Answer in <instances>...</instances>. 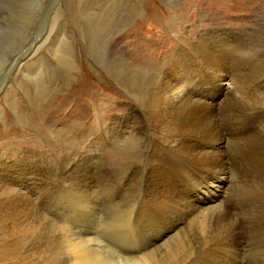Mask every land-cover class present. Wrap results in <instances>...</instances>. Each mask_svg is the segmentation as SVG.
Masks as SVG:
<instances>
[{
    "label": "rangeland",
    "instance_id": "1",
    "mask_svg": "<svg viewBox=\"0 0 264 264\" xmlns=\"http://www.w3.org/2000/svg\"><path fill=\"white\" fill-rule=\"evenodd\" d=\"M228 77L233 81L229 100L214 113L224 112L236 131H242L244 123L256 124L245 125L246 133L235 132L232 139L229 149L241 162L232 159L237 166H231L227 213L222 209L214 214L223 222L215 231L203 232L184 224L175 254L194 257L207 243L227 241L233 226L241 234L247 264H264V0H0V192L8 182L21 192L22 184L37 188L26 202L18 203L20 213L12 207L15 214L6 221L17 223L22 217L39 225L45 217L57 222L71 206L63 173L83 159L92 172L87 176L98 205L89 219L93 223L98 215L96 229L100 227L97 231L111 246L109 251H116L130 240L122 226L129 205L137 208L142 194L140 184L126 190L119 179L131 161L142 167L141 157L132 156L144 151L145 144L127 134L116 138L112 130L129 126L131 111L145 115L149 130H154L158 123H152L150 111L172 112V91L178 83L184 90L188 82L206 90L213 80ZM200 90L194 100L202 96ZM167 116L171 120L172 115ZM194 184L179 188L189 190ZM122 192L137 195V203L121 198L115 207L109 206L113 195ZM44 235L39 231L28 236L24 253Z\"/></svg>",
    "mask_w": 264,
    "mask_h": 264
},
{
    "label": "bare ground",
    "instance_id": "2",
    "mask_svg": "<svg viewBox=\"0 0 264 264\" xmlns=\"http://www.w3.org/2000/svg\"><path fill=\"white\" fill-rule=\"evenodd\" d=\"M230 78L231 77H228L227 79L221 78L220 80L215 79L213 80V82H215L212 88H206V90L197 89V86L195 87L190 82L184 85V88H186L184 90L183 84L178 83V86L172 91L173 94L176 92V96L174 97V105L176 108L173 107L174 109L172 112L167 110L159 111V109H157V111L156 109L153 111L149 110L152 123L154 121L158 123L154 126V130H149L150 123H148L147 118L144 120L145 115L143 116L142 113L137 111H131L128 113L127 117L131 120L129 126H122L121 128L119 125L112 130V135H115L116 138L124 137V135L127 134V138L137 137L136 139L134 138L136 141L145 144L144 151H140L132 156L134 159L141 157L143 164L142 167H139L136 161H131L128 165L129 167L124 173H121L123 175L119 179L122 189L127 190L134 184H140L142 186L141 190L143 195L140 194V200L138 199L139 206L135 208V205L132 204L134 202L137 203V195L128 192L120 193V197H117L118 194L115 193L116 195H113L112 197V204L109 205L108 203L109 206L113 207L114 205L119 204L118 202H120L121 198H125V200L131 202L132 205L128 204L129 212L126 210L129 214L128 220L124 225L122 224V232L127 233L130 240L127 239L128 241H124L120 245L117 244L119 246L116 247V251L113 252L112 250V253L109 251L111 250V246L105 239L101 238L104 236L99 235L97 231L99 226L96 229V217L98 215L93 217V223L89 219L92 209H97L98 207L95 199L96 189L93 190L90 188L92 187V181L90 177L87 176L89 169L86 168V162L84 163L83 159L78 158L73 162V167L65 172L63 171V181L66 182L68 186L65 193L67 195L65 197L71 206L68 209L66 208V211L64 209L65 212L58 216V220H54L57 222H52L51 219H44L45 217L42 218L39 225L35 223L34 220H32V222L26 220V218L23 219L22 217L15 221L17 223L7 222L9 220L8 217H11L12 207L16 214L20 213L18 203L25 200L27 198L26 196L32 195L37 188L34 189L29 187L28 184H22L23 190L21 192V190H15V186L11 187L8 184L9 182L7 185L4 184L5 187H2L3 189L1 188L2 190L0 194L3 195V198L2 201H0L2 202L0 205V264H247V260L244 258L245 255L243 254L244 246L239 240L242 238L238 239V236L241 234L237 233V230H235L236 228H233L232 224V228H229L230 232L228 231L231 233V236H229L228 240L226 239L227 241L222 242L223 239L222 241L218 240L216 242L214 241V243H207L202 253L195 254L194 257H183V254H181L182 257H178L176 255L177 253L175 254V250H177L175 247H178L176 240H178V237L184 231L185 225L192 223L193 227L195 230H198V232H203L205 230L210 231L211 229L214 230V227H216L222 220L219 217L214 216V214L222 209H224L225 212L227 211L226 199L227 193L229 194L227 191L229 190L228 186H230V171L233 164L241 162V160H237L232 156L229 148L232 139L235 137V132L237 133L241 130L236 131L230 125L231 123L229 121H231V119L229 118L230 120H228L227 117L223 115L224 112H218V114L214 113V109H217V107L223 102L226 104V101L229 100H226V98L227 95H229L233 84V81ZM181 89L184 92H182ZM197 90L201 91L202 96L194 100V96L196 97L195 92ZM162 99L164 100V98ZM166 102L167 101H165V103ZM144 108L146 107L144 106ZM167 115H172V118L170 117L171 120L167 121ZM207 115L211 119L208 117V120L206 117ZM250 115L255 116L257 114ZM250 115L245 116L249 117ZM241 117L244 118L242 115ZM142 120L145 121H143V124ZM234 122H236V120H234ZM252 123L253 122H247L242 124L243 132L241 131V133H246V128H250ZM245 125L247 126L246 128ZM241 126H238L239 129ZM241 156L239 157L241 158ZM86 159L88 158L86 157ZM232 159L235 160L233 161L235 163L232 162ZM93 177H95V175ZM19 181L20 180L17 182ZM94 182L95 181H93V183ZM182 182L183 184L186 182H190V184L193 182L195 184L192 189L188 188L189 190H186L184 188H179L183 185ZM64 187L66 188V186ZM6 196L13 199L8 200ZM107 199L108 197L105 198V200ZM36 200L37 198L31 201L35 202ZM28 202L30 201L28 200ZM33 204L35 205V203ZM232 205V207H235L234 204ZM116 210L118 209L116 208ZM111 211L112 210L108 212ZM22 212H24V210L21 211V214H23ZM219 212L221 213V211ZM135 213L136 215H134ZM115 214L116 213H114V215ZM23 217H25V214ZM15 218L18 219L17 217ZM4 220L7 221L5 222ZM2 222L4 224H2ZM110 227L114 228L112 225ZM116 228H118V226ZM103 229L104 228H102V230ZM109 230L106 229L105 231ZM39 231L44 232L45 235L37 239L35 246L29 250L28 254H25V250L27 249H23L26 246L25 243H28L26 242V239L32 234H38ZM244 231L246 230L244 229ZM110 233L111 232H108V234ZM116 233L117 235L119 234L118 231ZM216 234L214 233L213 235L215 236ZM218 234L222 235V233ZM120 238L121 237H119V239ZM212 238L213 237H211V239ZM30 239L31 238H29V240ZM110 242H113V237ZM224 249H226V251ZM224 251L227 254L223 253Z\"/></svg>",
    "mask_w": 264,
    "mask_h": 264
}]
</instances>
